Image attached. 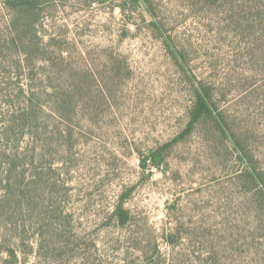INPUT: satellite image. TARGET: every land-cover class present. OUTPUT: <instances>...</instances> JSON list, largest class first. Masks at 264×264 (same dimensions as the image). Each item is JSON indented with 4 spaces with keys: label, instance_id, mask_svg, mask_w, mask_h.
<instances>
[{
    "label": "rangeland",
    "instance_id": "rangeland-1",
    "mask_svg": "<svg viewBox=\"0 0 264 264\" xmlns=\"http://www.w3.org/2000/svg\"><path fill=\"white\" fill-rule=\"evenodd\" d=\"M121 1L0 0V65H25L0 71V134L4 98L19 91L9 83L18 75L20 87L59 100L65 115L53 122L67 136L45 158L55 187L33 191L36 211L1 225L6 248L23 251L26 264H137L152 256L155 240L176 264H207L208 254L218 264H253L264 253V229L239 177L243 165L211 123L183 132L197 77L217 81L224 108L241 110L252 84L263 98V52L250 43L257 21L227 27L232 12L201 14L189 0H151L158 30L141 7L122 13ZM234 11L248 12L244 4ZM168 36L185 52L184 66ZM260 132L255 148L264 146ZM7 142L0 135V146ZM152 154L161 155L160 167ZM122 200L131 212L125 226L112 215ZM178 224L183 238L172 249L164 234Z\"/></svg>",
    "mask_w": 264,
    "mask_h": 264
},
{
    "label": "trees",
    "instance_id": "trees-1",
    "mask_svg": "<svg viewBox=\"0 0 264 264\" xmlns=\"http://www.w3.org/2000/svg\"><path fill=\"white\" fill-rule=\"evenodd\" d=\"M28 1L34 2L35 0H20L22 4L29 6L30 3ZM189 1L199 6L201 14L212 9L216 13L222 9L224 13L226 12V15L232 12V16H230L226 24L227 27L241 25L245 21H257L259 36L251 39L250 43H252V46L255 43L259 45L261 47H259L260 50L263 52L261 66L263 85L261 86L264 87V0ZM242 4L245 5V10L248 11L247 14L245 16L236 15L235 17L234 10ZM117 6L121 8L124 14L127 11L131 12L141 7L146 17L151 19L154 27L158 30L160 29L159 22L153 19L151 0H122ZM254 12L256 13L255 15ZM224 20L227 21V18L224 17ZM219 24L217 28L222 32L224 27L221 26L222 22H219ZM169 39V36L166 37L167 47L171 50L175 59L181 63V66H184L187 63L185 52ZM11 68L12 70L18 68L23 72L25 65L22 62H17L7 70L0 65V71L11 72ZM16 77L17 79L9 83H16L19 91L5 95L4 103L7 105L5 127L0 134L7 138V141H13L0 146V228L1 225H6L8 221L19 222L20 216L24 219L36 211L34 206L36 194H32L33 191L42 190V192H46L55 187L56 181L50 182L48 177H46V166H48V163L45 158L50 155V146L53 145V142L67 137L64 130L60 131L59 127L53 122L56 117L65 115V112L61 113V108L57 106L59 100L53 99L49 94L46 96V94L35 92L32 85L25 90L18 83L19 76L17 75ZM251 82L249 81V83ZM216 83L217 81L210 82L209 80L207 81V78L198 77L193 81L192 91L194 97L188 111L189 121L183 134L192 133L194 127L201 123L204 125L211 123L217 128L220 136L231 146L232 151L243 165L239 177L242 178L243 185L248 189L247 199L252 207L253 219L258 223V228L264 229V146L255 148L251 144L252 141L257 142L258 136L262 135L260 132L261 128L262 132H264V93L263 98H256L253 95L256 84L249 85L244 92V98L248 100L247 102H242L241 110L239 106L224 108L219 106L220 100L215 97ZM62 100L65 101V97ZM244 107L245 110H243ZM245 111V115H248L244 121L242 118ZM240 115H242V118H240ZM66 116L76 117L74 114H70V116L66 114ZM258 120L261 121L262 127L257 122ZM67 129L69 130V137H71L74 127L68 124ZM23 139L27 142L22 146L20 145V140ZM149 157L154 165L161 166L162 159L160 154H152ZM124 201L119 202L112 213L123 226L131 222V212L128 208H125ZM181 234L180 224H178L175 230L164 234L166 243L172 249L175 248L180 239L183 238ZM6 237V230L0 233V251L2 252L3 249H6V255L1 258L2 264H26V256L24 258L20 256L21 253H24L23 251L17 252L11 246L6 248ZM20 237L22 238V236ZM153 249V254L150 258H147L145 254V259L137 264H142L147 259H150L151 264H176L175 260L171 262V258L167 257V255L163 257L159 244L155 240H153ZM208 255L205 259L207 264H218L214 256ZM262 255L258 254L256 259L251 258L254 262L253 264H264V253ZM177 260L179 263L181 262V258L177 257ZM125 264L128 263L125 262Z\"/></svg>",
    "mask_w": 264,
    "mask_h": 264
}]
</instances>
